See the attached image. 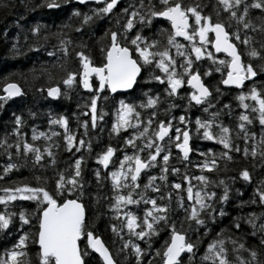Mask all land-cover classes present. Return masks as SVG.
Masks as SVG:
<instances>
[{
    "label": "snow or ice",
    "instance_id": "6c2138e0",
    "mask_svg": "<svg viewBox=\"0 0 264 264\" xmlns=\"http://www.w3.org/2000/svg\"><path fill=\"white\" fill-rule=\"evenodd\" d=\"M74 4L97 6L82 11ZM120 5L121 0H39L32 10L67 9L68 19L55 31L40 22L26 30L15 23L12 55L54 57L30 70L33 80L43 78L35 88L38 98L51 102L75 94L78 111L69 117L49 109L47 129L33 122L30 137L28 119L34 121L36 112L12 111L4 124L0 181L30 165L34 183L24 177L0 184V234L11 237L0 264H32L30 245L36 247V264H119L97 228L104 217L115 253L127 264H264V175L253 182V172L264 168V0ZM0 7L8 4L0 0ZM160 19L168 27H160ZM101 20L111 26L102 27ZM2 35L7 42L6 29ZM233 88L239 90L233 97L238 114L221 101ZM137 92L131 101L112 95ZM2 93L0 110L27 95L17 83H5ZM109 95V142L92 156L96 137L90 132L104 131ZM191 109L202 116L193 120ZM113 137L120 138L118 147ZM194 139L221 148L202 151ZM173 148L183 172L170 164ZM60 150L69 154L65 166L57 160ZM89 157L95 168H87ZM237 158L250 161L251 171L230 169ZM169 176L177 179L169 182ZM237 181L252 187L247 200L233 188ZM233 201L237 209L252 210L231 216L226 205ZM224 218L228 222L220 227Z\"/></svg>",
    "mask_w": 264,
    "mask_h": 264
},
{
    "label": "trees",
    "instance_id": "16d2710c",
    "mask_svg": "<svg viewBox=\"0 0 264 264\" xmlns=\"http://www.w3.org/2000/svg\"><path fill=\"white\" fill-rule=\"evenodd\" d=\"M39 0H3V3L8 4V8H2L0 7V95H2V88L5 83L9 82H15L19 86H21L27 93L26 97L21 101L20 98H14L11 101H8V103L5 104L4 109L0 110V135H3L4 131V124L9 122V116L12 111H16L19 113L21 110L27 113L28 110H31L33 112L37 113V117L33 121L32 118L28 119V137H30L31 132V125L33 122L37 125L39 130H46L47 124L45 120V115L49 111V109L63 113L67 116H71V113L73 111H78L76 109V99L77 97L75 94H70L71 99L68 100H58V101H45L43 99H39V94L35 92V88L39 87V85L43 82V78L41 77L38 80L32 79V74L30 73V70L34 67L38 68L42 62H50L54 57L50 58L47 57L45 53L41 52L39 54L36 53H27V55H19L14 56L9 52V48L11 47V37L17 35V32L19 31L15 27V23L18 21L23 29H27L30 24L40 22L42 24L51 25V30H56V25H59L66 21L68 19L67 15V9L64 11H56V12H50L48 10H41V9H33V5L35 3H38ZM25 5H27V9L25 8ZM73 7L80 8L82 11H87L90 7H96L95 4H89L87 7L74 4ZM120 6H123V2ZM207 11V9H205ZM23 15V20H18L19 16ZM75 22L74 20L72 21ZM102 27H109L110 24L106 23L105 21L101 20L98 22ZM157 24L160 27H168L166 23L160 19L157 21ZM5 29L8 32L9 39L7 42H5L3 38V32ZM97 36L101 35V31L96 32ZM23 36L21 35V45H18L21 47V51H23ZM219 56L223 57V54H218ZM92 56L94 61L98 64L100 61V54L98 50L93 49L92 50ZM71 67H75V64L70 62ZM143 75V72L141 73ZM219 74H214V78L218 77ZM27 78V79H26ZM247 83V82H246ZM223 87V86H222ZM239 90L237 89H229L225 90V95L221 97V101L224 103H230L232 108L234 109L235 113H239L240 109L236 107L237 102L234 100L235 94L238 93ZM116 99H126L131 101L134 96L139 95V93H133V94H114ZM99 103V102H98ZM103 107L106 113L108 115L105 117V121L107 122L105 125H102L104 127V131L100 132L99 129L95 130L94 132H90V135H93L96 137V139L93 140V152L92 156L95 155L96 150L99 148L100 144H107L109 142V135L107 128L110 126L111 123V116L112 112L111 109L113 108V101H112V95H109V99L103 102ZM173 114H179L177 111L174 110ZM188 116H190L193 120L197 116H202V113L197 111L196 109H191L188 112ZM235 117H233V120ZM224 122L228 123V118L224 117ZM70 127H75V121L70 119ZM59 130V129H54ZM254 131L257 132V139L259 138V127L256 126ZM79 131V130H78ZM121 135H127V133H122ZM195 135V134H194ZM61 142L62 141H58ZM111 143L113 146H119L120 138L119 137H113L111 139ZM193 145L198 147L200 150H206L208 148L213 149V151H219L221 146L215 144L211 141H205V140H198L194 139L192 141ZM242 146V145H241ZM178 150L173 148L172 149V157H170V164H173L181 169L183 172V166L177 162L175 159L176 152ZM68 153L63 152L62 150L57 152V160L60 163V166H65L64 161H66L68 157ZM117 155H120V153H117ZM193 160H198L200 157H197L195 155L190 156ZM6 158L3 156H0V164L5 163ZM23 163V161H20ZM239 166H248L250 171V161H242L237 158L236 162L230 163L229 168L234 169ZM96 164L94 162V159L89 157L87 161V168L92 169L95 168ZM189 169L193 174H199L197 169H193L191 165H188ZM152 172H155L156 170H151ZM33 170L31 169V166L22 167L19 172L13 171L10 173L7 177H5L4 181H0V184H5L9 180H20L24 177H27L30 182L34 183V181H31ZM36 175H40L41 173L39 171L35 172ZM235 173L233 171H229L228 175H234ZM44 175H51L50 172L44 173ZM224 175L223 173L221 174ZM261 175H264V168H257L253 172V177L255 182L256 179H259ZM86 178L89 176V173H85ZM169 182L177 179V177L169 176L168 177ZM195 183V182H193ZM234 189L240 190V195L243 199L247 200L252 192V187L250 185H246L243 181H237L233 185ZM235 201H233L230 205H226L227 210L229 211L231 216H235L237 214L244 215L248 211H251L252 208L244 207L242 209H237L235 207ZM22 206L25 208H31L32 205L30 202H21ZM2 207V206H0ZM12 211H17V208H12ZM98 211H103V209L98 208ZM107 217H104L97 221V228L99 229L100 235L102 239L105 241L106 244L110 247V249L113 250L115 258L119 262V264H127L126 261L122 259V254H116L115 250L112 246V236L111 233L106 231L105 229V220ZM227 218L223 219V222L220 224V227H224L227 224ZM219 230V229H217ZM164 238V233L162 232L160 235V239L162 240ZM211 237H208L206 239H210ZM11 237H6L4 234H0V251H3V248L6 244L10 243ZM117 245L119 244V241H116ZM141 246L143 247V243L141 242ZM158 246V243L155 245ZM35 254H36V247L34 245H30L29 248V255L32 259V264H36L35 262ZM131 259V257H129Z\"/></svg>",
    "mask_w": 264,
    "mask_h": 264
},
{
    "label": "flooded vegetation",
    "instance_id": "af4514ba",
    "mask_svg": "<svg viewBox=\"0 0 264 264\" xmlns=\"http://www.w3.org/2000/svg\"><path fill=\"white\" fill-rule=\"evenodd\" d=\"M123 2V0H121V3ZM112 95H114V94H112Z\"/></svg>",
    "mask_w": 264,
    "mask_h": 264
},
{
    "label": "water",
    "instance_id": "95a60500",
    "mask_svg": "<svg viewBox=\"0 0 264 264\" xmlns=\"http://www.w3.org/2000/svg\"><path fill=\"white\" fill-rule=\"evenodd\" d=\"M224 55V54H223ZM9 83H15V82H9Z\"/></svg>",
    "mask_w": 264,
    "mask_h": 264
}]
</instances>
